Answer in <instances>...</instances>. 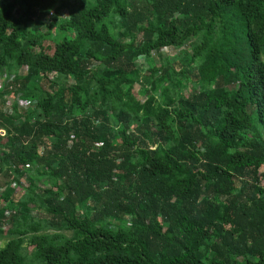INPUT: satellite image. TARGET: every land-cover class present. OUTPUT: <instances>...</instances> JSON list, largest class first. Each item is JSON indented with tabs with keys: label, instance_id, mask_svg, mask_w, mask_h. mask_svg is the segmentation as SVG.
<instances>
[{
	"label": "trees",
	"instance_id": "trees-1",
	"mask_svg": "<svg viewBox=\"0 0 264 264\" xmlns=\"http://www.w3.org/2000/svg\"><path fill=\"white\" fill-rule=\"evenodd\" d=\"M263 167L264 0H0V264H264Z\"/></svg>",
	"mask_w": 264,
	"mask_h": 264
},
{
	"label": "rangeland",
	"instance_id": "rangeland-1",
	"mask_svg": "<svg viewBox=\"0 0 264 264\" xmlns=\"http://www.w3.org/2000/svg\"><path fill=\"white\" fill-rule=\"evenodd\" d=\"M55 9L53 8L52 11H54ZM52 52L49 51V54H51ZM163 54V57L165 55H169L170 54V50L168 48H164L160 53H153V56H152V61H149V65L152 67L153 64H159L161 63L160 59H159V55ZM177 55V54H176ZM174 55V56H176ZM145 62V61H143ZM149 65H145V68L146 67H149ZM137 91H140L139 88L137 89ZM135 91V92H137ZM6 101L8 102V97L6 98ZM20 100L19 98L16 99V104L18 106H21L22 103H20ZM9 104V103H7ZM6 104V107L9 108V106H7ZM255 118V116H253V119ZM249 170H247L246 174H248ZM261 174H264V167L262 168V171H261ZM9 184L12 185V183H10V176L5 173V172H1L0 173V211L2 210V207L3 209L5 208H9L11 210H16V202H18V200L20 199L21 196H24V192H22L20 190V188H25V187H28V183L25 179H21L18 183V185L16 186V188H19L16 189L18 191H14L13 194L11 192H8L7 194L8 195H11V197L6 200L5 197L7 196V194L5 193V191H7V189L9 188H6ZM12 224V219H8V220H5L1 213H0V226L3 227L2 229V233L0 235V248H2L6 243H7V237L5 235L6 231L10 228ZM101 225V224H99ZM68 236L70 235V232H65ZM26 253L30 256V258H34V253H35V249L34 247L30 246L28 247ZM29 263V262H28ZM30 264V263H29ZM35 264H40V262L37 260L36 258V255H35Z\"/></svg>",
	"mask_w": 264,
	"mask_h": 264
},
{
	"label": "clouds",
	"instance_id": "clouds-1",
	"mask_svg": "<svg viewBox=\"0 0 264 264\" xmlns=\"http://www.w3.org/2000/svg\"><path fill=\"white\" fill-rule=\"evenodd\" d=\"M19 107V106H18ZM22 108V107H21ZM26 108V107H25ZM21 180V179H20ZM19 180V181H20ZM26 180V179H25ZM27 181V180H26ZM11 183H12V185L10 186V188L11 189H13V191H18L19 190V188H16V186L18 185V184H16L15 185V182L14 181H11ZM19 183V182H18ZM28 183V182H27ZM16 189H18V190H16ZM5 193L7 194V192L5 191ZM0 213H1V215H2V217L5 219V220H8V219H14V218H16V210H11V209H9V208H5V209H3V207H2V210L0 211ZM1 228L3 229V227L1 226Z\"/></svg>",
	"mask_w": 264,
	"mask_h": 264
},
{
	"label": "built area",
	"instance_id": "built-area-1",
	"mask_svg": "<svg viewBox=\"0 0 264 264\" xmlns=\"http://www.w3.org/2000/svg\"><path fill=\"white\" fill-rule=\"evenodd\" d=\"M20 103H22V104L19 107L25 108V107H28L29 106V104L26 103V102H24V101H20Z\"/></svg>",
	"mask_w": 264,
	"mask_h": 264
}]
</instances>
